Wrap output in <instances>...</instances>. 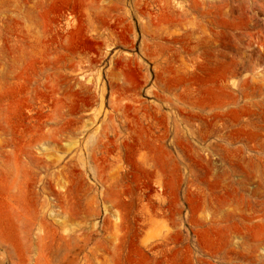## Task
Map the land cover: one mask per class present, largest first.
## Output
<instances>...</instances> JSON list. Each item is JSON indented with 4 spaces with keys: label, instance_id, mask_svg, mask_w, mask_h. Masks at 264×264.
<instances>
[{
    "label": "rangeland",
    "instance_id": "rangeland-1",
    "mask_svg": "<svg viewBox=\"0 0 264 264\" xmlns=\"http://www.w3.org/2000/svg\"><path fill=\"white\" fill-rule=\"evenodd\" d=\"M262 159L264 0H0V264H221Z\"/></svg>",
    "mask_w": 264,
    "mask_h": 264
},
{
    "label": "bare ground",
    "instance_id": "bare-ground-1",
    "mask_svg": "<svg viewBox=\"0 0 264 264\" xmlns=\"http://www.w3.org/2000/svg\"><path fill=\"white\" fill-rule=\"evenodd\" d=\"M260 161L264 162L263 159ZM262 186H264V177L259 180V188L253 192L254 196L246 197L242 194L240 196L241 201H239L240 205H236V208L233 207L234 209L228 211L224 217H216L212 220L210 218L209 206L208 204L205 205L203 224L205 227H208L211 221H215L219 225L229 223V226H235L236 234L243 235V240L234 243L233 246H231L229 240L226 242V253L217 254L219 263L264 264V191L260 192V187ZM246 201L247 205H245ZM253 223L258 224L261 231L251 236L247 235L245 229Z\"/></svg>",
    "mask_w": 264,
    "mask_h": 264
}]
</instances>
